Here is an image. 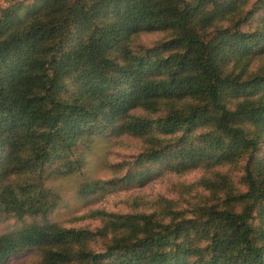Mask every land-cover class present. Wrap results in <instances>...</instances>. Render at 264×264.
Here are the masks:
<instances>
[{
    "label": "trees",
    "instance_id": "1",
    "mask_svg": "<svg viewBox=\"0 0 264 264\" xmlns=\"http://www.w3.org/2000/svg\"><path fill=\"white\" fill-rule=\"evenodd\" d=\"M263 55L264 0L0 6V264L27 248L30 264H264ZM123 134L139 150L79 194L203 172L145 209L88 211L94 227L50 220L52 182Z\"/></svg>",
    "mask_w": 264,
    "mask_h": 264
},
{
    "label": "rangeland",
    "instance_id": "2",
    "mask_svg": "<svg viewBox=\"0 0 264 264\" xmlns=\"http://www.w3.org/2000/svg\"><path fill=\"white\" fill-rule=\"evenodd\" d=\"M24 2L29 0H22ZM8 0H0V6L6 5ZM160 32L143 33L134 37L136 42L153 43L161 38ZM264 58V55L260 58ZM140 138L123 134L117 137L94 136L82 148L85 155V164L81 174L71 175L54 180L53 186L62 195L63 204L49 214V219L64 226L87 225L94 227L97 219L88 218V211L103 208L111 212H128L142 210L148 207L151 199L157 195L176 197L174 184L177 181H193L202 172L199 167L187 170L180 175L170 172L155 177L143 185L119 183L105 184L106 189L92 193V196H83L77 191L82 177L90 179H108L117 174L113 169L114 163L127 159L130 154L141 147ZM181 203V202H180ZM182 204V203H181ZM5 226L0 224V231ZM39 258V251L27 248L9 255L2 264H30Z\"/></svg>",
    "mask_w": 264,
    "mask_h": 264
}]
</instances>
